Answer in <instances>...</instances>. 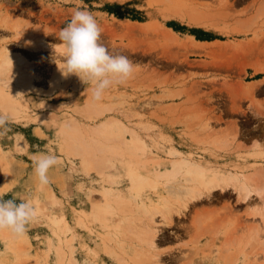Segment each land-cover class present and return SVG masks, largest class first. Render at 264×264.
<instances>
[{
    "label": "rangeland",
    "instance_id": "374dc122",
    "mask_svg": "<svg viewBox=\"0 0 264 264\" xmlns=\"http://www.w3.org/2000/svg\"><path fill=\"white\" fill-rule=\"evenodd\" d=\"M76 9L136 66L99 100L58 68ZM0 115V196L37 213L0 264H264V0H0Z\"/></svg>",
    "mask_w": 264,
    "mask_h": 264
},
{
    "label": "clouds",
    "instance_id": "9594fccd",
    "mask_svg": "<svg viewBox=\"0 0 264 264\" xmlns=\"http://www.w3.org/2000/svg\"><path fill=\"white\" fill-rule=\"evenodd\" d=\"M101 35L102 29L94 16L87 10L76 9L57 37L63 51L62 65L58 66L61 74L64 77L75 75L82 83L90 85L97 100L112 85L125 83L136 68L126 56L112 54L101 43ZM7 123V117L0 115V128ZM58 163V158L50 150L33 157V171L39 185L49 183L48 171ZM36 215L30 200L17 202L16 197L4 199L0 196V231L22 236Z\"/></svg>",
    "mask_w": 264,
    "mask_h": 264
},
{
    "label": "trees",
    "instance_id": "16d2710c",
    "mask_svg": "<svg viewBox=\"0 0 264 264\" xmlns=\"http://www.w3.org/2000/svg\"><path fill=\"white\" fill-rule=\"evenodd\" d=\"M116 14H117L118 16H124L123 13H121V12H116ZM132 17L138 19L137 16H133V15H132ZM169 25L171 26V23H170ZM172 27H173L175 30H179V29H178L177 27H175V26H172ZM190 32H192V34H195L196 38H198V39H203L202 37H200L199 35H197V34L195 33V32H197L196 29H190Z\"/></svg>",
    "mask_w": 264,
    "mask_h": 264
},
{
    "label": "bare ground",
    "instance_id": "6f19581e",
    "mask_svg": "<svg viewBox=\"0 0 264 264\" xmlns=\"http://www.w3.org/2000/svg\"><path fill=\"white\" fill-rule=\"evenodd\" d=\"M43 42H44V41H43ZM43 42H42V43H43ZM44 44H45V42H44ZM20 56H21V55H20ZM20 59H21V58H20ZM15 71H16V70H15ZM20 71H21V70H20ZM25 72H26V71H25ZM29 72H30V71H28V73H29ZM30 73H31V72H30ZM23 75L25 76L26 74H23ZM29 77H31V75L28 74V79H29ZM21 79H22V78H21ZM204 177H205V175H204ZM214 181H215V179H214ZM214 181H213V182H214ZM202 182H203V181H202ZM216 182H217V181H216ZM213 184H214V185H213ZM213 184L211 185V186H212L211 188H213V186H217V184H216V185H215V183H213ZM220 184H221V182L219 183V187H220ZM221 185H222V184H221ZM223 185H226V184L224 183ZM208 187H209V186H208ZM221 187H222V186H221ZM226 187H227V186H226ZM223 188H224V186H223ZM220 189H222V188H220ZM211 190H212V189H211ZM206 191H209V190H206ZM247 193H248V192H247ZM245 197H246V196H245Z\"/></svg>",
    "mask_w": 264,
    "mask_h": 264
}]
</instances>
